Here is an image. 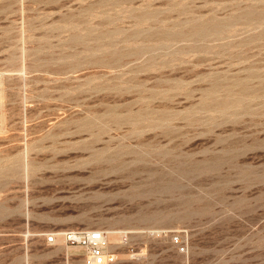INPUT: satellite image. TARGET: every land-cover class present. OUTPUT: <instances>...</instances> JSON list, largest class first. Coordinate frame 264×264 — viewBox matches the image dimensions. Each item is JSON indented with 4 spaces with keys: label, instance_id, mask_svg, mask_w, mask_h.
Listing matches in <instances>:
<instances>
[{
    "label": "rangeland",
    "instance_id": "1",
    "mask_svg": "<svg viewBox=\"0 0 264 264\" xmlns=\"http://www.w3.org/2000/svg\"><path fill=\"white\" fill-rule=\"evenodd\" d=\"M76 229L264 264V0H0V264H85Z\"/></svg>",
    "mask_w": 264,
    "mask_h": 264
},
{
    "label": "built area",
    "instance_id": "2",
    "mask_svg": "<svg viewBox=\"0 0 264 264\" xmlns=\"http://www.w3.org/2000/svg\"><path fill=\"white\" fill-rule=\"evenodd\" d=\"M62 237L67 246L84 250L85 264H119L117 253L110 248L106 232L101 229L68 230L62 233ZM170 241L179 251L186 250L180 235H171ZM45 242L54 245L57 242V234L49 233Z\"/></svg>",
    "mask_w": 264,
    "mask_h": 264
},
{
    "label": "bare ground",
    "instance_id": "3",
    "mask_svg": "<svg viewBox=\"0 0 264 264\" xmlns=\"http://www.w3.org/2000/svg\"><path fill=\"white\" fill-rule=\"evenodd\" d=\"M133 12V11H132ZM142 13V12H141ZM263 16V15H262ZM142 19H143V17H141ZM138 19H140V18H137V20ZM146 20H148V19H146ZM145 20V21H146ZM139 22V21H138ZM205 24V23H204ZM196 26V25H195ZM194 26V27H195ZM213 26V25H212ZM213 30V29H212ZM215 30V29H214ZM204 31V30H203ZM188 32H190L189 30H188ZM179 33H181V32H179ZM204 33V32H203ZM177 34H178V32H177ZM202 34V33H201ZM108 35V34H107ZM199 38V37H198ZM241 85V84H240ZM247 85V86H246ZM245 85V87H248V84H246ZM241 87H244V86H241ZM241 87H239V88H241ZM215 90V89H214ZM212 91V90H211ZM241 90H239V92H240ZM248 91V90H247ZM212 92H214V91H212ZM243 92V91H242ZM246 92V91H245ZM243 94V93H242ZM236 95V94H235ZM214 96V95H213ZM243 96H244V94H243ZM242 96V97H243ZM210 97V96H209ZM228 97V96H227ZM233 97V96H232ZM236 97V96H235ZM241 97V96H240ZM239 97V98H240ZM246 97H248V95H246ZM205 98H207L206 96H205ZM205 98H204V100H205ZM231 98V97H230ZM212 99V98H211ZM216 99V98H215ZM224 99H226V98H224ZM228 99V98H227ZM208 100V99H207ZM213 100H214V97H213ZM228 100H230V99H228ZM231 100H233V98L231 99ZM230 100V101H231ZM238 100H240V99H238ZM244 100V99H243ZM212 101V100H211ZM216 101V100H215ZM214 101V103H219L218 101L217 102H215ZM236 101V100H235ZM234 101V102H235ZM241 101V100H240ZM207 102V101H206ZM204 103V101H203V103L204 104H207V103ZM209 102V101H208ZM224 102H226V101H223V104H225ZM239 102V101H238ZM212 104H213V102H211ZM237 103V102H236ZM203 104V105H204ZM210 104V103H209ZM212 104H210V105H212ZM227 104V103H226ZM228 104H229V101H228ZM244 104V103H243ZM246 104H247V102H246ZM208 105V104H207ZM220 105H222V104H220ZM216 106H217V104H216ZM223 106V105H222ZM225 106V105H224ZM227 106V105H226ZM245 106V105H244ZM206 107V106H205ZM217 107H221V106H217ZM216 107V108H217ZM231 107H233L232 105H231ZM218 109V108H217ZM138 115V114H137ZM142 115V114H141ZM139 117V116H138ZM141 117V116H140ZM163 117V116H162ZM160 119H162L161 117H159ZM136 120H138V119H136ZM136 122V121H135ZM138 122V121H137ZM165 188V187H164ZM171 190V189H170ZM155 215V214H154ZM155 217V216H154ZM155 219V218H154ZM111 231H109V232H106L105 230H103V231H105L106 232V236H107V240H108V243H109V246H110V248L111 247H114V246H118L119 244H121V239L119 240V235H120V232L119 231H114L113 229H110ZM128 233V232H127ZM133 233V232H132ZM122 239H123V242H127L128 241V236L126 235V234H124L123 235V237H122Z\"/></svg>",
    "mask_w": 264,
    "mask_h": 264
}]
</instances>
